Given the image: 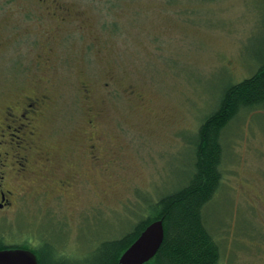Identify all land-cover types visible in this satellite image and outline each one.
<instances>
[{
    "label": "rangeland",
    "instance_id": "rangeland-1",
    "mask_svg": "<svg viewBox=\"0 0 264 264\" xmlns=\"http://www.w3.org/2000/svg\"><path fill=\"white\" fill-rule=\"evenodd\" d=\"M263 51L264 0H0V119L40 99L35 163L0 182L13 192L0 236L47 235L88 264L130 206L183 182L188 142ZM223 144L225 184L205 211L220 264H264V111L239 114Z\"/></svg>",
    "mask_w": 264,
    "mask_h": 264
},
{
    "label": "trees",
    "instance_id": "trees-1",
    "mask_svg": "<svg viewBox=\"0 0 264 264\" xmlns=\"http://www.w3.org/2000/svg\"><path fill=\"white\" fill-rule=\"evenodd\" d=\"M256 61L253 75L222 89L216 108L203 118L194 139L188 142L192 158L183 182L157 199L143 198L139 210L130 206L124 233L100 242L88 264H118L140 232L158 219L163 220L164 241L145 264H220V244L205 211L225 184L224 133L243 111H264V51ZM11 241L0 236V250H30L38 264H75L62 251L61 242L47 235H40L35 245L26 239Z\"/></svg>",
    "mask_w": 264,
    "mask_h": 264
},
{
    "label": "flooded vegetation",
    "instance_id": "flooded-vegetation-1",
    "mask_svg": "<svg viewBox=\"0 0 264 264\" xmlns=\"http://www.w3.org/2000/svg\"><path fill=\"white\" fill-rule=\"evenodd\" d=\"M45 98H43L44 100ZM18 113L14 111L12 107H9L3 118L0 119V182L2 183L5 179L4 174L8 173L10 170H15L17 174L27 175L29 168L35 162H33L31 156V150L29 147V139L34 136V121L40 115V99L33 98L28 100ZM8 135L10 142L1 141V138ZM14 139L19 140L20 143H16V146H12V141ZM11 145V146H8ZM98 141H94L90 144V153L94 156L97 152ZM64 157L62 156V159ZM49 160L54 166H57L59 158L56 156L46 157L44 161L49 163ZM71 179V178H70ZM76 180L71 179V184ZM0 183V210L7 209L10 204H12L13 192L8 188H2ZM59 183H65V181H60ZM68 183H70L68 181Z\"/></svg>",
    "mask_w": 264,
    "mask_h": 264
},
{
    "label": "water",
    "instance_id": "water-1",
    "mask_svg": "<svg viewBox=\"0 0 264 264\" xmlns=\"http://www.w3.org/2000/svg\"><path fill=\"white\" fill-rule=\"evenodd\" d=\"M164 241L163 220L147 225L121 254L118 264H145L159 251ZM0 264H38L36 255L26 249L10 248L0 250Z\"/></svg>",
    "mask_w": 264,
    "mask_h": 264
}]
</instances>
